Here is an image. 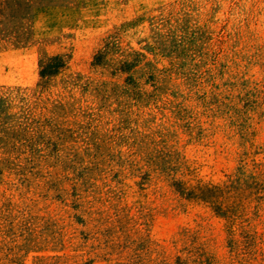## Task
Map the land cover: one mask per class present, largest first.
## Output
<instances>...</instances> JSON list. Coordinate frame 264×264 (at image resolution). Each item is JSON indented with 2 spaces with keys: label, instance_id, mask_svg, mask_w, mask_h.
Masks as SVG:
<instances>
[{
  "label": "crops",
  "instance_id": "0c3cea01",
  "mask_svg": "<svg viewBox=\"0 0 264 264\" xmlns=\"http://www.w3.org/2000/svg\"><path fill=\"white\" fill-rule=\"evenodd\" d=\"M196 242L264 264V0H0V264Z\"/></svg>",
  "mask_w": 264,
  "mask_h": 264
},
{
  "label": "rangeland",
  "instance_id": "374dc122",
  "mask_svg": "<svg viewBox=\"0 0 264 264\" xmlns=\"http://www.w3.org/2000/svg\"><path fill=\"white\" fill-rule=\"evenodd\" d=\"M201 246L196 242L195 245L184 247L185 253L188 254L191 259H194L195 264H224L215 259L216 253L213 250L210 251L207 250L206 247L204 249L203 245ZM198 257H200V261Z\"/></svg>",
  "mask_w": 264,
  "mask_h": 264
}]
</instances>
